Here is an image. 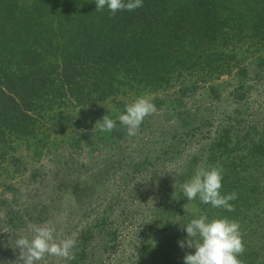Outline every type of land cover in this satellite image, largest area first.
Here are the masks:
<instances>
[{"label":"rangeland","instance_id":"374dc122","mask_svg":"<svg viewBox=\"0 0 264 264\" xmlns=\"http://www.w3.org/2000/svg\"><path fill=\"white\" fill-rule=\"evenodd\" d=\"M245 43L231 44L230 50L240 48L239 63L221 78L197 82L195 73L175 75L158 93L129 92L78 108L66 119L47 121L39 138L16 141L0 163V264H14L16 239L31 238L30 229L42 224L77 243L74 258L46 256L38 264H138L140 251L169 241L178 255L171 264H184L195 249H182L175 236L184 240L189 219L213 207L199 197L188 201L181 185L198 166L218 165L210 160L211 147L225 130L232 144L248 136L232 157H248L253 141L264 142V42L250 50ZM145 93L157 111L128 137L118 116ZM105 115L117 130H94ZM253 169L242 176L255 181Z\"/></svg>","mask_w":264,"mask_h":264},{"label":"trees","instance_id":"16d2710c","mask_svg":"<svg viewBox=\"0 0 264 264\" xmlns=\"http://www.w3.org/2000/svg\"><path fill=\"white\" fill-rule=\"evenodd\" d=\"M244 42L248 50L264 42V0H143L115 16L107 7L96 11L95 0H0V163L16 141L78 108L129 92L158 93L184 73L197 82L221 78L239 63L240 48L229 47ZM246 137L232 144L225 130L212 144L210 160L224 168L221 192L238 198L230 201L234 211L207 215L239 221L246 247L239 258L257 264L264 260V142L253 141L248 157H232ZM251 167L255 181L242 176ZM169 244L140 251L138 264L175 263Z\"/></svg>","mask_w":264,"mask_h":264},{"label":"clouds","instance_id":"9594fccd","mask_svg":"<svg viewBox=\"0 0 264 264\" xmlns=\"http://www.w3.org/2000/svg\"><path fill=\"white\" fill-rule=\"evenodd\" d=\"M95 4L96 11H103L107 7L111 15L115 16L119 11H134L143 7V0H95ZM156 111L152 96L145 93L126 105L118 120L125 126L127 136L135 137L145 118ZM116 123L110 115H105L97 121L94 130L98 128L101 132H112L117 130ZM223 177L224 168L220 165L207 169L198 166L194 175L181 185L183 194L188 201L199 197L202 203L210 204L213 208L234 211V205L230 201L237 199L238 194H222ZM30 230L34 233L31 238L21 235L15 241L19 256L14 264H38L46 256L74 258L73 249L77 242L72 237L62 238L48 224L38 225ZM183 230L186 231L187 238L180 240L179 246L182 249H195L194 254L186 253L184 264H245L239 258L246 251L239 221L228 217L210 220L207 214H202L184 225Z\"/></svg>","mask_w":264,"mask_h":264}]
</instances>
